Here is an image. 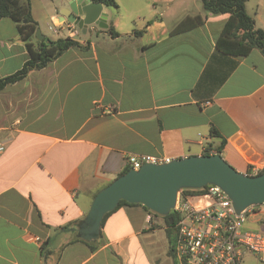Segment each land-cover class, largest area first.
<instances>
[{
    "label": "crops",
    "instance_id": "obj_1",
    "mask_svg": "<svg viewBox=\"0 0 264 264\" xmlns=\"http://www.w3.org/2000/svg\"><path fill=\"white\" fill-rule=\"evenodd\" d=\"M128 1L104 7L107 29L79 32L78 46L0 90V264H150L138 237L156 230L157 216L139 205L104 220L95 250L77 241L94 196L128 169V155L208 151L242 174L264 169V55L217 50L227 14L172 34L203 12L176 19L175 0ZM249 1L246 13L264 30V0L252 15ZM29 3L42 34L67 38L65 0ZM27 59L17 24L0 19V79Z\"/></svg>",
    "mask_w": 264,
    "mask_h": 264
},
{
    "label": "water",
    "instance_id": "obj_2",
    "mask_svg": "<svg viewBox=\"0 0 264 264\" xmlns=\"http://www.w3.org/2000/svg\"><path fill=\"white\" fill-rule=\"evenodd\" d=\"M60 14L82 34L88 29H107L104 6L91 0H65ZM35 39L50 42L39 28L35 31ZM206 186L222 190L231 200L236 214L264 203V172L239 173L220 154L189 156L167 164H144L139 170H129L117 177L94 196L85 219L76 230L77 237L88 243L96 242L103 217L115 210L120 201L140 204L166 217L174 210L180 191L200 190ZM169 222L172 224L171 219Z\"/></svg>",
    "mask_w": 264,
    "mask_h": 264
},
{
    "label": "built area",
    "instance_id": "obj_3",
    "mask_svg": "<svg viewBox=\"0 0 264 264\" xmlns=\"http://www.w3.org/2000/svg\"><path fill=\"white\" fill-rule=\"evenodd\" d=\"M67 38L74 39L80 30L66 23ZM54 35L62 27H49ZM206 102L204 105H208ZM0 142V155L4 151ZM128 169L139 170L144 164H167L168 157L128 155ZM259 170H253L256 175ZM196 195L178 193L174 207L176 222L172 240V257L176 264H241L246 255L264 260V203L236 214L228 196L215 186H206ZM261 213L262 229L247 231L243 225L249 216Z\"/></svg>",
    "mask_w": 264,
    "mask_h": 264
},
{
    "label": "trees",
    "instance_id": "obj_4",
    "mask_svg": "<svg viewBox=\"0 0 264 264\" xmlns=\"http://www.w3.org/2000/svg\"><path fill=\"white\" fill-rule=\"evenodd\" d=\"M91 1L100 3L106 8H117L115 0ZM199 2L201 4L203 17H201L199 14L186 16L179 23H177L171 32L172 34L188 31L201 25L203 23L204 17L227 14L228 19L226 20L221 33L216 40L215 45L217 50L224 54L244 57L248 55L251 50L256 49L262 55H264V30L254 28V21L245 10V4L247 0H199ZM2 18H8L17 24L18 33L21 39L25 42L28 59L18 72L11 76L0 79V90H2L6 85L20 81L32 70H40L44 68L47 63L54 60L64 51L78 46V42L70 38L51 40L50 38L45 37L46 39L50 40L49 43L45 41H37L35 39V31L38 29V25L32 18L29 0H0V19ZM108 30L113 35H117L111 26ZM30 39H32L31 42H29ZM212 134H215V132H212ZM217 152L220 153V148L217 150ZM203 155H209V152L206 151L203 153ZM129 170L130 169L125 170L123 174L127 173ZM263 172L264 169L259 171L257 174H261ZM199 193L201 192L190 190H183L181 192L183 195H196ZM122 205L142 206L140 204H128L124 201H120L115 210ZM143 208L149 214L158 216L145 207ZM112 212L107 213L103 217L101 227L104 223V220ZM161 218L164 222V230L168 234L171 233L176 222L174 212H171L168 216ZM169 219L172 220V224L169 222ZM63 229H68V227H64ZM172 240L168 252L170 256H172ZM77 241L86 244L92 251L95 250V246L92 243L85 242L81 239H77ZM50 254L51 252L49 250L45 251V259H47ZM173 264H176V262L174 261Z\"/></svg>",
    "mask_w": 264,
    "mask_h": 264
},
{
    "label": "rangeland",
    "instance_id": "obj_5",
    "mask_svg": "<svg viewBox=\"0 0 264 264\" xmlns=\"http://www.w3.org/2000/svg\"><path fill=\"white\" fill-rule=\"evenodd\" d=\"M115 1L123 5L129 2L128 0ZM140 1L141 0H134V3L139 5L141 4ZM151 1L155 2L160 8L163 5L164 0ZM256 3V0L249 1L248 12L250 15H252ZM170 5L173 8V14L175 15L176 19L181 17L182 13H186L188 11L190 13H196L198 11L202 13V8L199 0H175ZM257 19H259L260 21L261 19L264 20V4L259 9ZM257 27L261 26L257 25ZM43 33L47 38H52L51 34L46 32L44 29ZM260 219H262L261 213H255L254 215L249 216L243 225V229L247 231H257L262 229V224L261 222H259ZM162 222L163 220L161 219V217L157 216V220L154 222V227L156 230L153 232L144 233L138 237L139 243L143 250V254L148 259V262L150 264H157V261L159 262L158 264H173L174 262L173 257L168 255L169 246L174 236V229H172V232L168 234L163 229L164 222ZM241 264H264V260H260L257 257H253L252 255H246L243 257Z\"/></svg>",
    "mask_w": 264,
    "mask_h": 264
}]
</instances>
